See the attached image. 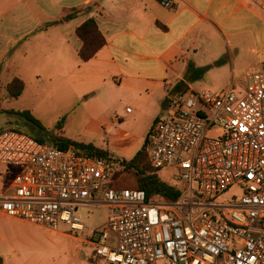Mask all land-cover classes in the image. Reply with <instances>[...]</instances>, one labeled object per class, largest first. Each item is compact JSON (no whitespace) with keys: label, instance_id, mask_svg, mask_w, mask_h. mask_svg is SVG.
Returning a JSON list of instances; mask_svg holds the SVG:
<instances>
[{"label":"built area","instance_id":"obj_1","mask_svg":"<svg viewBox=\"0 0 264 264\" xmlns=\"http://www.w3.org/2000/svg\"><path fill=\"white\" fill-rule=\"evenodd\" d=\"M250 1L264 12V0ZM165 110L144 151L153 169L175 171L176 201L116 187L122 167L111 157L8 130L0 165L18 174L0 196V215L82 234L78 208H105V229L83 240L92 264H264V63L215 94L184 87ZM232 190L230 203H217Z\"/></svg>","mask_w":264,"mask_h":264},{"label":"crops","instance_id":"obj_2","mask_svg":"<svg viewBox=\"0 0 264 264\" xmlns=\"http://www.w3.org/2000/svg\"><path fill=\"white\" fill-rule=\"evenodd\" d=\"M161 1L0 0V68H14L20 80L18 64L92 70L86 80L112 78L117 83L113 98L132 103L130 114L135 109L147 116L148 134L159 111L184 87L206 92L196 89L203 80L225 81L228 87L236 66L247 68L241 83L245 71H258L264 63V12L250 0H171L168 9ZM235 16H254V24L233 46ZM89 19L105 45L81 63L77 53L82 43L75 30ZM235 46L239 52L222 60L225 50L230 54ZM99 127L95 120L87 129Z\"/></svg>","mask_w":264,"mask_h":264},{"label":"rangeland","instance_id":"obj_3","mask_svg":"<svg viewBox=\"0 0 264 264\" xmlns=\"http://www.w3.org/2000/svg\"><path fill=\"white\" fill-rule=\"evenodd\" d=\"M233 24L237 27L230 35L234 46L248 36L254 16H235ZM239 50L236 46L230 49V54L225 50L222 60ZM18 69L26 91L15 99L11 97L8 85L17 78L16 70L0 68V132L17 131L41 139L44 144H53L56 139L95 142L108 150L112 159L120 162L131 160L143 146L148 118L135 109L132 114L126 112L127 108H133L129 101H115L112 85L117 83L112 78L99 76L86 80L92 70L83 72L82 68H36L18 64ZM245 69L244 65L234 69V86L240 85L239 77ZM206 81L203 80L196 89L215 94L228 85L225 81L219 84ZM165 109L159 111L156 119L166 114ZM24 112H28L29 117ZM95 120L101 127L95 131L87 129ZM17 174L16 167L0 165V196L8 191ZM158 175L163 181L172 183L176 173L162 170ZM115 186L135 189V178L119 168ZM235 193V190L227 192L217 203H230V196ZM77 215L85 228L82 234L71 232L64 225H59L58 232H53L0 215V252L5 255L2 264H6L5 259L7 264H92L91 246L83 240L91 237L92 232L105 229L108 213L105 208L88 207L78 208Z\"/></svg>","mask_w":264,"mask_h":264},{"label":"trees","instance_id":"obj_4","mask_svg":"<svg viewBox=\"0 0 264 264\" xmlns=\"http://www.w3.org/2000/svg\"><path fill=\"white\" fill-rule=\"evenodd\" d=\"M75 35L82 43V46L77 53L81 63H86L95 58L97 53L105 45V40L99 32L96 23L92 19L85 21L82 25L76 28ZM200 72L203 73L205 70H200ZM8 91L11 97L15 99L20 97L24 91L23 81L14 78L8 85ZM24 115L29 117L28 112H24ZM34 123L39 125L36 121H34ZM33 139L39 143H43L41 139ZM54 143L62 149L74 147L81 154H87L100 159H108L111 157L107 150L98 148L92 143L85 144L82 142L61 139H56ZM121 167L124 172L134 176L136 182L135 188L145 193L148 202L176 201L181 196V192L178 189L163 181L158 175L159 171L150 166L144 151V144L131 160L122 161ZM153 198L157 199L153 200ZM2 263L3 258L0 256V264Z\"/></svg>","mask_w":264,"mask_h":264}]
</instances>
